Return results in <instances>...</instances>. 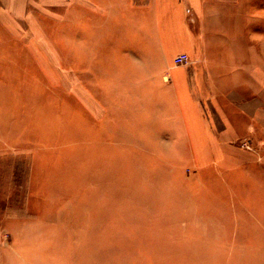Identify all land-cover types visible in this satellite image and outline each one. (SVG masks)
I'll list each match as a JSON object with an SVG mask.
<instances>
[{"label": "rangeland", "instance_id": "1", "mask_svg": "<svg viewBox=\"0 0 264 264\" xmlns=\"http://www.w3.org/2000/svg\"><path fill=\"white\" fill-rule=\"evenodd\" d=\"M58 7L51 55L16 42L26 24L0 28V264H264V78L245 118H205L193 147L167 79L143 83L117 38L77 36L71 16L59 38Z\"/></svg>", "mask_w": 264, "mask_h": 264}, {"label": "crops", "instance_id": "2", "mask_svg": "<svg viewBox=\"0 0 264 264\" xmlns=\"http://www.w3.org/2000/svg\"><path fill=\"white\" fill-rule=\"evenodd\" d=\"M70 1L0 0V28L10 31L18 26L17 22L26 24L29 35L45 46L44 50L36 49L31 37L26 41L17 37L16 42L33 57L37 58V52L51 55L47 44L53 39L44 28L51 19L53 5L59 4V38L67 41L69 16L76 19V26L71 28L76 29L77 36L86 28L100 31V37L114 36L115 43L125 48V59L132 63L131 67H139L135 77L144 78L147 85L156 76L167 79L166 100L173 102L179 122L189 125L192 134L187 139L193 147L201 142L197 126H203L205 118H212L211 124L229 126L245 118L244 92L264 78V0ZM4 41L0 37V43ZM130 49L135 55L130 54ZM181 53L189 57L188 68L173 62ZM155 61L162 71L155 69L160 67ZM155 96L156 105L151 106L158 109L161 98ZM210 132L211 137L207 134L206 139L208 147L213 148L215 138ZM245 132L257 134L251 127L242 133L223 130L222 134L234 140L237 135L244 137Z\"/></svg>", "mask_w": 264, "mask_h": 264}, {"label": "built area", "instance_id": "3", "mask_svg": "<svg viewBox=\"0 0 264 264\" xmlns=\"http://www.w3.org/2000/svg\"><path fill=\"white\" fill-rule=\"evenodd\" d=\"M173 62L175 65H186L189 64L190 60L187 54L181 53L174 57Z\"/></svg>", "mask_w": 264, "mask_h": 264}]
</instances>
